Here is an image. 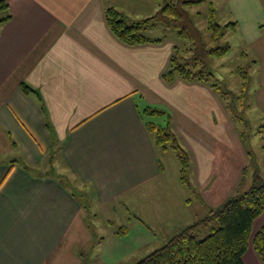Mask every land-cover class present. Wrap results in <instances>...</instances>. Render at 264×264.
<instances>
[{
  "label": "crops",
  "instance_id": "obj_1",
  "mask_svg": "<svg viewBox=\"0 0 264 264\" xmlns=\"http://www.w3.org/2000/svg\"><path fill=\"white\" fill-rule=\"evenodd\" d=\"M6 2L4 17L12 18L0 23V144L17 159L0 162V264H84L80 247L92 240L84 206L54 177L24 166L57 160V172L88 186L97 206L131 199L166 173L146 126L147 108L166 113L158 124L188 153L207 205L218 209L242 187L252 153L226 101L210 84L163 78L176 40L163 31L152 37L157 26L148 35L161 41L127 45L108 26V8L135 22L160 7L156 12L133 0ZM22 85L34 92L26 94ZM163 216L162 242L200 218L178 221L171 210ZM263 225L264 213L251 238ZM250 248L245 264H261Z\"/></svg>",
  "mask_w": 264,
  "mask_h": 264
},
{
  "label": "rangeland",
  "instance_id": "obj_2",
  "mask_svg": "<svg viewBox=\"0 0 264 264\" xmlns=\"http://www.w3.org/2000/svg\"><path fill=\"white\" fill-rule=\"evenodd\" d=\"M171 1L178 0H133L145 3L149 9H156V12L164 3ZM210 2L214 4L216 20L220 25L238 21L237 29L226 31L219 42L221 47L230 46V51L222 57H209L207 64L216 78L212 80L213 83L219 84L221 91L227 93L225 101L228 104V112L231 117H237L234 123L235 131L240 133L245 147L252 153L251 165L247 169L248 173L244 175L242 187L234 194H230L226 198L228 200L250 189L256 168L259 169V175L264 177V32L259 29V26L264 25V0H205L204 4L189 10L191 19L200 31L207 48L212 47L211 34L208 30ZM4 16L0 9V18ZM162 31L167 33L170 39L176 40L183 62L193 61L191 43L180 39L175 30L160 25L159 31L151 36L159 37V34L160 36L163 34ZM239 68H244L249 76L243 106L238 101L243 86ZM217 93L221 97L220 91ZM146 117L148 121L159 124L165 122L159 116ZM242 133L245 135L242 136ZM229 134L230 138L231 131ZM159 151L166 168L165 175L138 189L131 199L121 198L113 205L97 206L91 198V189L88 186L82 184L70 172L60 174L63 181L76 192L84 206V221L92 236L87 234L92 239L91 242L85 239L80 247V250H83L84 264H136L169 241L162 242L160 239L162 230L167 228L165 224L167 220L163 216L166 211L171 210L173 218L178 221L186 220V217L195 219V216H199V221H202L208 216L210 209H216L207 205L208 201L205 198L207 189L200 188L194 183L191 177V163L188 174L192 184L190 189L180 181L177 150L169 148ZM16 157L15 151H5L0 144L1 163L12 162L17 159ZM55 162H57L55 159L48 160L44 166L34 168V172L39 175L56 174ZM197 221L194 223H198ZM215 225V222L202 225L198 230L199 237L206 238Z\"/></svg>",
  "mask_w": 264,
  "mask_h": 264
},
{
  "label": "trees",
  "instance_id": "obj_3",
  "mask_svg": "<svg viewBox=\"0 0 264 264\" xmlns=\"http://www.w3.org/2000/svg\"><path fill=\"white\" fill-rule=\"evenodd\" d=\"M205 0H178L164 3L160 10L152 17L141 21L129 22L125 16L114 8L106 10V19L113 34L127 45H142L146 43L159 42L148 35V32L157 26L173 29L178 33L180 39L191 43L190 51L193 53V61L183 62L179 55V46L175 48L169 69L163 74L164 80L173 83L180 78L188 82H203L210 84L220 91L222 99L225 100L226 92L221 91L219 84L213 83L216 79L209 70L207 61L209 57H222L230 51V46L221 47L219 42L228 30L235 31L238 22H230L224 26L217 20V12L213 2L209 3L208 30L211 34L212 47L207 48L203 42L202 35L195 23L192 21L189 10L204 4ZM1 11H8L6 0H0ZM12 18L9 13L0 18V23L7 22ZM264 28V25L261 26ZM238 72L243 78V86L239 104L244 105L247 90L248 72L239 68ZM26 94L34 92L27 85H22ZM146 116H163L165 112L147 108L143 112ZM235 119L237 117L234 116ZM148 131L152 135L159 149L167 150L173 148L178 152L180 163V180L182 184L191 188L189 181L190 158L188 153L179 144L175 134L169 127H163L158 123L149 121L146 123ZM245 133H242L244 136ZM27 171H34L25 165ZM60 185L69 189L72 195L80 201L78 195L63 181L61 173L53 175ZM80 205H82L80 201ZM83 206V205H82ZM264 213V177L256 173L250 189L231 197L220 208L211 210L208 216L198 223L184 228L180 233L173 236L163 247L142 258L136 264H245L244 256L252 246L261 264H264V225L252 237V229L255 220ZM211 233L204 239L198 235L202 225L214 224Z\"/></svg>",
  "mask_w": 264,
  "mask_h": 264
}]
</instances>
